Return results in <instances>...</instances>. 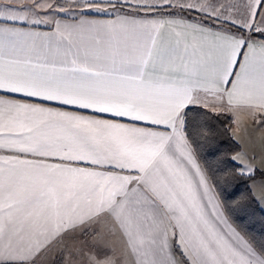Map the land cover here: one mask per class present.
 <instances>
[{"label": "snow or ice", "instance_id": "snow-or-ice-1", "mask_svg": "<svg viewBox=\"0 0 264 264\" xmlns=\"http://www.w3.org/2000/svg\"><path fill=\"white\" fill-rule=\"evenodd\" d=\"M156 2L264 33V0H247L243 19L209 0ZM52 8L0 0V264H35L77 232L93 237L81 264H121L107 251L116 241L126 264H264V249L228 224L183 131L201 104L231 113L237 131L245 114L264 129V37L86 11L52 32L17 26L48 23ZM233 159L254 174L244 154Z\"/></svg>", "mask_w": 264, "mask_h": 264}, {"label": "trees", "instance_id": "trees-1", "mask_svg": "<svg viewBox=\"0 0 264 264\" xmlns=\"http://www.w3.org/2000/svg\"><path fill=\"white\" fill-rule=\"evenodd\" d=\"M122 10L132 13L127 7ZM155 14L165 16L170 12L157 10ZM190 14L198 17L195 13ZM232 128L229 114L191 106L183 131L227 219L259 251L264 249V213L249 189L253 177L241 175L233 160L240 147L232 137ZM175 253L182 256L177 247ZM53 264H62V261L56 258Z\"/></svg>", "mask_w": 264, "mask_h": 264}, {"label": "crops", "instance_id": "crops-1", "mask_svg": "<svg viewBox=\"0 0 264 264\" xmlns=\"http://www.w3.org/2000/svg\"><path fill=\"white\" fill-rule=\"evenodd\" d=\"M96 2L104 3V0H96ZM114 2H115V7H109L106 13H101V14L87 13L89 18H97V19H105V20L115 19L116 15L118 14L119 15L126 14L129 17H136V18H182L189 21L202 22L205 26L212 29H220L223 24L225 31H231L235 35H240L241 33H244L245 37H249L250 34L256 35L255 37L252 36L250 37L252 39V42L257 44H259L261 42V38L264 37V33L250 32L248 29L237 30V27L235 25H232L230 22L227 21L217 23L214 18L210 19L204 13L197 12L195 9H180L179 7H174L172 4H159L156 2V0H149V3L152 5L151 10H147L148 4L143 3L142 0H114ZM45 3H63L64 5H67V8L69 7L67 10L78 11V14L76 16H54L49 22V24L44 27H38V26H32L26 24L17 25V26L24 27L29 31H37L40 33L52 32L55 29L57 20H59L62 23H72L74 21V18L78 19L80 13L86 10L83 7L84 0H45ZM209 3L215 5L224 4L225 8H230V12L225 11L224 14L225 15L231 14L232 16H235L237 19H243L246 15L245 5L247 4V0H209ZM75 5H80V6L77 7ZM122 7L129 8L132 11V13L122 10ZM157 10H166L169 11L170 14L165 16L157 15L155 14ZM261 11H264V9H262ZM190 13H195L196 15H198V17L191 16ZM260 21H261V16L257 15L256 22L259 23ZM4 23L10 24V22H4ZM35 102L45 103V104L49 103V102H41V101H35ZM51 106L55 107L56 105L53 104ZM192 106L204 107L202 104L192 105ZM206 109L211 110V108H206ZM227 114H229L232 118V123H233L232 137L234 139H236V134L238 132L240 134L239 136L241 137L239 139H245L246 137L248 138L251 137L249 134H255V135L257 134L260 135L259 138L264 139L263 136L264 129L259 128V126L257 127V125L252 121L251 117L247 116L246 114L242 115L241 130L237 131V124L233 122L235 118L232 116L231 113H227ZM245 128H246V132L244 131ZM234 162L239 166L240 169L241 166L236 161ZM217 202L219 203L220 210L223 212L224 217L227 220L228 224H230L234 228L231 222L227 219L218 198H217ZM92 246H93V237L91 235H82L79 232H77L75 235H69L68 237L65 238V240L62 243L53 246L51 250L46 251L42 255H40L36 259L35 264H53V261L56 258H60L62 264H81L80 255L77 249H84L85 251H87L88 249H92ZM177 249L180 252V249L178 247ZM107 251L110 252L114 251L117 258L121 260V264H126V260L123 258L122 246L118 241L115 242V249H107ZM176 256L178 257L177 254Z\"/></svg>", "mask_w": 264, "mask_h": 264}, {"label": "rangeland", "instance_id": "rangeland-1", "mask_svg": "<svg viewBox=\"0 0 264 264\" xmlns=\"http://www.w3.org/2000/svg\"><path fill=\"white\" fill-rule=\"evenodd\" d=\"M52 4H53L52 9H48L47 12L41 13V15L48 16L49 22L54 16H76L78 14V11L67 10L69 7L67 8V5H64L63 3H52ZM57 7H63L66 9V11L63 12L56 11L55 9ZM85 11L87 13H96L90 10H85ZM49 22L45 24L32 25V26L44 27L47 26ZM239 135L240 134L238 132L236 134V139L233 138L234 141L240 147L239 151L234 156H237L240 153L244 154L246 161L253 166L255 171L253 175H250L253 177V179L249 183V189L255 201L258 203V205L260 206L261 210L264 213V139L259 138L260 135L257 134L256 135L249 134L251 137L249 138L246 137L245 139H239L241 138ZM234 161H236L241 166V168L243 167V164L240 163L238 160H234ZM245 176H249V175H245Z\"/></svg>", "mask_w": 264, "mask_h": 264}]
</instances>
